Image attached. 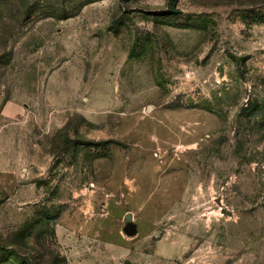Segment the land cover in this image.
<instances>
[{
    "label": "rangeland",
    "instance_id": "obj_1",
    "mask_svg": "<svg viewBox=\"0 0 264 264\" xmlns=\"http://www.w3.org/2000/svg\"><path fill=\"white\" fill-rule=\"evenodd\" d=\"M0 264H264V0H0Z\"/></svg>",
    "mask_w": 264,
    "mask_h": 264
},
{
    "label": "water",
    "instance_id": "obj_2",
    "mask_svg": "<svg viewBox=\"0 0 264 264\" xmlns=\"http://www.w3.org/2000/svg\"><path fill=\"white\" fill-rule=\"evenodd\" d=\"M125 218L127 226L124 228V233L129 237L136 236L138 233V229L137 225L133 223L132 214H127Z\"/></svg>",
    "mask_w": 264,
    "mask_h": 264
}]
</instances>
